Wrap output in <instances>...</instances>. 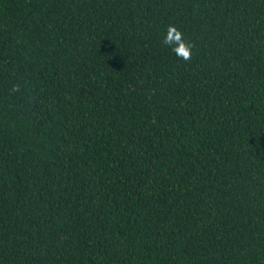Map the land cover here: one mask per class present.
I'll use <instances>...</instances> for the list:
<instances>
[{
	"label": "trees",
	"instance_id": "obj_1",
	"mask_svg": "<svg viewBox=\"0 0 264 264\" xmlns=\"http://www.w3.org/2000/svg\"><path fill=\"white\" fill-rule=\"evenodd\" d=\"M0 264H264V0H0Z\"/></svg>",
	"mask_w": 264,
	"mask_h": 264
},
{
	"label": "clouds",
	"instance_id": "obj_2",
	"mask_svg": "<svg viewBox=\"0 0 264 264\" xmlns=\"http://www.w3.org/2000/svg\"><path fill=\"white\" fill-rule=\"evenodd\" d=\"M171 46L172 51L182 60H190L193 45L184 39L183 33L175 25H169L162 41Z\"/></svg>",
	"mask_w": 264,
	"mask_h": 264
}]
</instances>
